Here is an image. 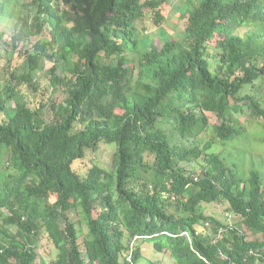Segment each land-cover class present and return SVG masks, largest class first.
I'll return each mask as SVG.
<instances>
[{"label": "trees", "instance_id": "trees-1", "mask_svg": "<svg viewBox=\"0 0 264 264\" xmlns=\"http://www.w3.org/2000/svg\"><path fill=\"white\" fill-rule=\"evenodd\" d=\"M179 1L0 0V264H264V0Z\"/></svg>", "mask_w": 264, "mask_h": 264}, {"label": "rangeland", "instance_id": "rangeland-1", "mask_svg": "<svg viewBox=\"0 0 264 264\" xmlns=\"http://www.w3.org/2000/svg\"><path fill=\"white\" fill-rule=\"evenodd\" d=\"M179 3H181V1L172 0L171 6H167L164 8V12L166 14L168 13V11L169 12L171 11L170 19L166 23V26L168 27V31L171 34H175L176 32H181L184 29L183 21L179 17L181 13L179 11L176 12V10L172 8L174 7V5L178 6ZM144 24H146V26L148 27V29L145 32H150L155 35L159 31L158 27L156 26L152 27L153 22L150 21V19H146L145 23L143 21H140L138 22L137 25L138 27L143 28ZM9 36L10 35H7L4 39V42L0 43V70L2 72L3 78L5 77L4 66L7 64V61L13 58L15 59V61H17V53L12 54L10 53L12 51L10 52L8 51L9 50L8 48L11 45L9 44V42L11 41V38ZM48 66H50L49 63L47 64V67ZM41 71L46 72L45 63L41 65L38 73L40 72L42 74ZM43 84H44V87L46 88L47 86H49V81L43 80ZM259 86L260 88L258 87L255 88L254 94H257L260 98L264 100V84L259 82ZM113 151H114L113 146L107 145V144H103L101 149L99 150H96V151L90 150L87 152V155L85 158H82L76 161L75 169L77 171H80L81 173H85L93 165L94 162L95 163L98 162L101 165L109 166L112 162ZM195 166H198V164H195ZM213 209L216 213L222 211L221 206H218V205H215ZM74 219H75V216H74ZM144 250H145L146 255H148V258L152 257V255L154 258L156 257L155 253L153 252V249H151L150 247L145 246ZM39 252L42 258H46L48 260H51L57 254L56 248L53 245H51L46 238H43L41 240L40 246H39Z\"/></svg>", "mask_w": 264, "mask_h": 264}, {"label": "built area", "instance_id": "built-area-1", "mask_svg": "<svg viewBox=\"0 0 264 264\" xmlns=\"http://www.w3.org/2000/svg\"><path fill=\"white\" fill-rule=\"evenodd\" d=\"M185 234H188L187 232H185Z\"/></svg>", "mask_w": 264, "mask_h": 264}]
</instances>
